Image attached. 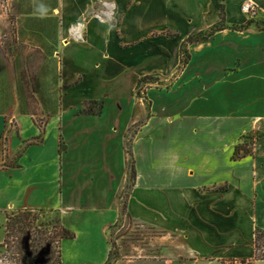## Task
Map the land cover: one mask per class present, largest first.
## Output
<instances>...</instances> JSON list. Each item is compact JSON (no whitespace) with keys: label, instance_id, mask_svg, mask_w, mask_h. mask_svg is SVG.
I'll return each instance as SVG.
<instances>
[{"label":"crops","instance_id":"crops-1","mask_svg":"<svg viewBox=\"0 0 264 264\" xmlns=\"http://www.w3.org/2000/svg\"><path fill=\"white\" fill-rule=\"evenodd\" d=\"M246 4L264 17V0H58L61 109L42 132L18 108L0 115V213L53 211L64 224L97 212L109 232L129 180L126 136L140 125L126 211L150 234L119 245L115 264H264L253 261L264 235V30L229 29L249 20ZM221 10L227 29L187 45L181 69L182 44L218 25ZM73 57L87 71L66 80ZM88 75L93 96L64 108ZM144 78L157 83L145 100L134 94ZM88 101L103 102L99 116L76 115ZM245 135L251 153L233 159Z\"/></svg>","mask_w":264,"mask_h":264},{"label":"rangeland","instance_id":"rangeland-1","mask_svg":"<svg viewBox=\"0 0 264 264\" xmlns=\"http://www.w3.org/2000/svg\"><path fill=\"white\" fill-rule=\"evenodd\" d=\"M56 3L57 0H0L2 112L7 115L13 108H18L17 83L19 81L27 83L23 85L24 94H30L29 96L33 97V101L30 102L34 111L33 119L41 132L48 119L47 110L54 106L55 100H61V97L59 98L62 95H60L61 91L57 89L53 95V87H48V84L52 85L60 73L61 39L58 34L56 42L53 41L52 36L51 40L43 29L44 24L41 22L39 28V24L33 20L48 18L47 14ZM55 11L56 9L50 16L57 19ZM251 21L258 27L264 28V17L258 20L251 18ZM83 33L85 32H81L80 36ZM97 33L98 30L95 27H89L88 40L90 36L91 40L94 39ZM132 36V34H126L124 39L130 41ZM72 41L73 44H97L95 41L85 43L82 39H72ZM174 41L168 44H175ZM46 45L49 47L45 51L43 47ZM52 48L56 49V52L49 57L48 51ZM143 48L145 52L152 50L150 44H146ZM65 71V79L71 80L76 73L85 72L87 68L85 64L73 57L67 59ZM172 79L162 84L164 88H170ZM154 81L153 78L150 82L145 81L139 84L134 94L145 100L146 85H157ZM94 83L93 78L88 75L84 85L68 96L64 108H67L68 104L79 102L86 96H93L95 88L92 91L90 87ZM105 84V82L100 83V88ZM35 91H38L40 95ZM81 109L82 107L77 110ZM97 111L98 108L93 107L90 111L79 115H91V112ZM40 136L42 137V133ZM62 146L65 147L63 143ZM130 186L131 182L127 180L120 194L119 206ZM107 217L97 212L81 211L74 213L72 220H65L64 224H61L58 214L53 211L24 210L0 213V264H57L58 251L61 264H105L108 259L109 239L114 245V249L110 247L114 257L120 256L119 245L131 242L141 246L142 241L150 234L133 223L125 214L121 218L122 221L107 232V229L102 227ZM62 228L70 233L71 238L61 239L60 229ZM257 255L264 256V235L261 234L257 241Z\"/></svg>","mask_w":264,"mask_h":264},{"label":"trees","instance_id":"trees-1","mask_svg":"<svg viewBox=\"0 0 264 264\" xmlns=\"http://www.w3.org/2000/svg\"><path fill=\"white\" fill-rule=\"evenodd\" d=\"M58 1V0H57ZM57 9V3L55 5L54 8H52L50 10V12L47 14L49 15L48 18H37V20H33V21H36L37 24H39V28H40V23L42 22V24H44V28L46 33L48 34V37L52 40L53 38V41L56 42L57 38H58V34H59V19L57 20L56 18H53L51 17V13L53 12V10ZM253 24V22L251 21V19H249L244 25H241V26H233V27H230L229 29L230 30H233V31H238V32H241V31H246L249 29V27ZM42 26V25H41ZM227 29L225 27V24H224V12L223 10H221V22L218 24V25H215L214 27H212L210 30L208 31H205V32H199V33H196V34H193L191 36H189L186 41L182 44L181 46V69L183 67H185L189 61V54H188V51H187V45L189 44H196V43H200V42H203V41H207L210 37H212L215 33L219 32V31H223ZM264 30V28L262 29ZM52 36V38H51ZM168 37H174L173 35L171 34H167ZM55 45V44H54ZM49 46L46 45L45 47H43V49H45V51L47 50ZM54 52H56V49L53 50V48L51 50L48 51L49 53V57H52ZM59 75L57 76V78H55V80L53 81L52 85L49 83L48 84V87H53L52 90H53V95L57 92V89H59L60 91V95L59 98L61 97V100H62V96H63V90L62 88L60 87L59 88ZM177 75H175L174 77L176 78ZM174 78V79H175ZM146 80H152V78H144L143 80L140 81V83H143L145 82ZM24 84H27V83H24V82H18L17 83V96H18V110L20 112V114L22 115H27V116H30L33 118L34 116V111H33V108H32V102L33 101V97L32 96H29L30 94L26 95L24 94V90H23V85ZM37 89V87H36ZM2 82H1V76H0V115H4V113L2 112V106H3V102L1 100V93H2ZM34 92V91H33ZM37 92L39 95L40 93L38 91H35ZM145 94V93H144ZM30 100V101H29ZM61 100L59 99L58 101L55 100V103H54V106H52V108L48 109L47 110V118L49 117H52V116H55V115H58L59 112H60V109H61ZM148 106H150V104H148ZM93 107H97L98 108V111L97 112H91L90 114L91 115H100L102 113V109H103V102H97V101H88V102H85L83 105H82V109L77 111L76 114L79 115V114H83V113H86L88 111H90ZM34 121V119H33ZM35 123V121H34ZM36 124V123H35ZM38 127V126H37ZM140 127V125H136L135 128L131 129L129 131V135L126 136V142H125V151H126V154H127V157L129 159L128 161V166H129V180L131 182V186L128 190V192L126 194H124L123 196V202L121 203V206H120V211H119V219L117 221V223L115 225H113L111 227V230L116 227L121 220L122 216L125 214L127 217H129L127 215V211H126V208H127V199L129 197V192H130V189L131 187L133 186V182H134V179H135V168H134V161H133V156L131 154V151H130V142L133 138V135L134 133H136V131L138 130V128ZM40 129V128H39ZM243 139V143L239 146H237L235 148V151L233 153V159H236V158H239L240 156H245V155H248L251 153V147L254 143V140H255V137L254 135H245L242 137ZM65 151V147L62 146V142L60 144V154H62V152ZM124 213V214H123ZM58 222L59 219H58ZM61 232H62V235H61V239L63 238H71V235L68 231L64 230L63 228L60 229ZM110 230V231H111ZM60 239V240H61ZM109 244H110V247L112 249H114V245L113 243L111 242V240L109 239ZM112 255H114V253L112 252V250L109 252V255H108V259L107 261L105 262V264H115L120 256H114L112 257ZM258 260H264V256H258L257 254L255 255V258L253 259V261H258ZM242 263L244 264H251L252 261H242ZM57 264H61L60 263V255H59V251H58V261H57Z\"/></svg>","mask_w":264,"mask_h":264},{"label":"built area","instance_id":"built-area-1","mask_svg":"<svg viewBox=\"0 0 264 264\" xmlns=\"http://www.w3.org/2000/svg\"><path fill=\"white\" fill-rule=\"evenodd\" d=\"M242 12L245 13L249 19L256 17V10L251 4H246L242 7Z\"/></svg>","mask_w":264,"mask_h":264}]
</instances>
